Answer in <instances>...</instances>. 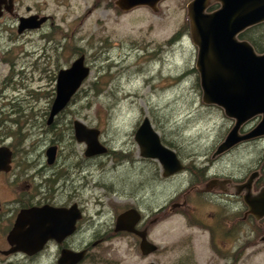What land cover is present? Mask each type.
I'll list each match as a JSON object with an SVG mask.
<instances>
[{
	"label": "rangeland",
	"instance_id": "obj_1",
	"mask_svg": "<svg viewBox=\"0 0 264 264\" xmlns=\"http://www.w3.org/2000/svg\"><path fill=\"white\" fill-rule=\"evenodd\" d=\"M26 1L43 13L54 16L53 25L61 41L60 54L55 64L47 66L52 69L68 67L78 56L72 49L79 46L86 54L91 74L75 102L55 119L58 127L52 130L48 125V112L55 98L56 80L48 76L52 74L49 71H35L31 61L36 56L31 52L36 44L44 49L45 40L38 41L37 34L31 33L34 41L28 43L26 49L29 59L25 64L26 75L23 78L17 76L19 81H13L8 87L7 102H12V107L7 113H0L1 123L9 124L6 130L2 129L0 145H13L14 142L20 146L17 150L14 148L17 153H43L51 144H58L61 153L69 157V163L74 160L77 163L81 161L83 148L87 145L76 140L71 124L80 120L89 127L98 128L102 142H107L110 149L133 154L134 161L121 163L119 154L93 161L88 171L91 197L88 194L85 197L89 203L86 209L90 223L88 233L112 228L116 215L133 207L139 208L146 216L159 212L156 215L159 221L150 230L151 240L159 251L143 260L118 239L109 250H113L118 259L121 254L123 264H137L138 261V264L151 261L155 264H181L188 246L192 247L194 243L200 264L217 262L205 229L188 227L180 210L172 209L173 204L182 203V195L190 190V174L164 178L163 166L157 159L150 162L139 159L140 147L135 140L138 126L145 117H149L163 143L190 165L195 163L201 171L234 125L221 107L203 100L200 72L197 70L199 48L190 32L192 0H162L154 8L139 5L130 10L116 7V0ZM216 5L220 6L219 0L208 1L209 8ZM51 24L52 20L46 31L52 27ZM23 50L18 41L13 42L7 55L18 61ZM41 62L43 60L40 61L42 67ZM8 70L7 65L0 66L1 72L9 74ZM96 81L99 82L95 84ZM257 118L251 119L253 125L259 121ZM11 129L19 130L20 135L13 138L4 135ZM258 169L262 170L263 176L255 184L254 195L259 185L264 187V138L218 157L212 162L210 174L217 176L212 178L235 179L226 188V194H241L243 199L248 190L241 192L240 187L247 182L252 171ZM28 177L29 184L35 187L34 178ZM80 184L82 186L83 181ZM73 190L78 188L73 186L69 191ZM216 193L220 195V192ZM12 196L13 193L0 180V199L5 201ZM230 199L237 200L234 197ZM100 201L104 204L103 209L95 205ZM198 205L202 209L203 222L207 223L206 212L211 213L213 209H209L206 203ZM162 207H165L163 211H157ZM240 208L235 206L233 210L237 212ZM250 221L237 226V231L262 235L264 229L260 230L255 220ZM213 228L216 229L215 226ZM189 239L193 242L186 245L185 241ZM116 242L121 246L117 247ZM259 244L263 247L252 246L241 264H264V243Z\"/></svg>",
	"mask_w": 264,
	"mask_h": 264
},
{
	"label": "flooded vegetation",
	"instance_id": "obj_2",
	"mask_svg": "<svg viewBox=\"0 0 264 264\" xmlns=\"http://www.w3.org/2000/svg\"><path fill=\"white\" fill-rule=\"evenodd\" d=\"M119 1L120 0L115 1V6L122 10L123 7L120 5ZM211 11L214 10H210V12ZM34 15L38 16V19L43 16H47L48 18L37 27H24L20 29L23 19ZM51 20L52 27L49 31H46V28L48 27V24H50ZM53 20L54 16L43 13L41 9L28 4L26 0H0V66L4 64L9 67V74H7V72L3 73L0 71V113H7V111H10L12 107V102H7V99H9V95L7 94L8 87L12 85L13 81H19L17 80V76L23 78L26 75L25 73L27 72V69L25 64L26 60H29L26 49L28 47V43L32 44L34 41V36L30 35L31 33L37 34L36 39L38 41L39 39L45 40L44 49L42 47L40 48L37 46L38 44H36V48H34L31 52L32 55L36 56L34 58L35 61H31L32 65L35 67V71L43 69V72L49 71V73L52 74H49L48 76L55 79L57 82L58 73L62 68L58 69V67H56V69H52L47 66L53 63L55 64L59 59L60 54L59 44L61 41H59V37L57 36L58 30L54 27ZM13 34L15 37H13ZM17 41L19 42V47L24 49L19 55L18 59L20 60L18 61L13 60L7 55L10 53V45L13 42L16 43ZM51 49L54 50V53L51 52ZM82 54L84 53L79 54L76 58ZM84 55L86 64L88 65L86 54ZM42 60L43 63L41 62V67L40 61ZM70 66L71 65L68 67ZM51 70L52 72H50ZM8 81L10 82L8 83ZM80 89H82V87ZM68 106L55 116L52 123H48L52 130H56L58 127L55 124V119L64 113ZM51 108L48 115L50 114ZM231 119L235 123V120L233 118ZM258 119L259 121L254 125L253 120L251 119L242 124L239 128V134L245 135L249 133L260 122V115L257 120ZM74 122L75 120L71 124V129L75 136ZM7 126L9 127L8 122L2 124L0 121V130H6V128H8ZM10 136L11 134H8L7 137L10 138ZM263 138L264 135L245 139L235 144L226 152L217 155L214 153L212 159L207 160L208 164L206 166H202L203 169H201V171H203L204 174L200 173V170H198L195 163L190 165L183 158H180L182 164L184 165V169L178 174H190V177L192 178V186L187 193L182 195V203L173 204L172 209L180 210V214L183 215L188 222V227H191L192 229L197 227L205 229L207 232L206 235L209 237L212 252L217 258V262L214 264H241L243 258L252 246L263 247L259 244V242L264 243V233L262 235L255 234L256 236H253V234H250L249 232H239L236 229L237 226L245 225L247 221H250V219L255 220L257 222L256 224H259L258 226H260V230L264 229V217L258 216L257 211L250 207L246 202L248 194H251L254 197L259 195L264 189L263 186L260 187L259 185L256 195L253 194L256 182L262 180V170L258 169L254 172L252 171V174L248 177V180H246L247 182L241 185V192L248 190V193L246 192L243 199L241 194H235L234 196L226 194V188H229L235 179L212 178V176H217L210 174L212 162L217 160L218 157L226 155V153L233 151L235 148L244 145L246 146ZM79 143L84 144V142ZM102 143L108 148L106 153L88 156L86 154L87 147L83 148L84 151L82 158L80 159L81 161L77 163L75 160L69 163V157L67 154L61 153L58 144H51L43 153H17L11 146L12 144H2L10 147L13 151V155L11 159V170L9 172H0V180H2V185L6 187L9 192L11 191L13 193V196L5 201L0 199V264H123L122 255L119 254L118 259L117 256L114 255L113 250H109L110 248H113L114 242L118 239V242H123L124 244L130 246V251L134 252L135 256H140L143 260L148 259L159 251L158 247L156 252L144 255L141 249L142 238L139 235L125 231H117L118 217L127 210L136 209L142 215L136 229L138 231H146L148 241L154 243L151 240L150 230L152 226L159 221V218L156 216L159 212H154L152 216H146L139 208L133 207L116 215L114 219L115 223L113 224L114 227L112 225V228L109 227L102 232L96 231L94 233H88L90 231V223L86 209L89 208V203L86 201L85 197L86 194L91 197V187L88 183V171H90L89 169L90 166L93 165V161L103 156L115 157L118 154L119 156H122L120 158L121 163H124L123 161H134V158L132 157L133 154L131 155V153H125L124 150L110 149L107 142L104 141ZM54 145L57 146V152L55 153L54 159L50 161L47 150ZM139 149L138 157L140 160L149 162L154 160L153 158L142 156L141 148ZM71 156L73 157V155ZM97 164H99V162ZM86 172L87 175L85 174ZM254 173H257V176L251 182V188L248 189L245 186L250 181ZM178 174L167 178L175 177ZM195 174H198V176H194ZM28 176L34 178L33 182H35V187L29 184ZM206 179L207 181L204 183ZM82 181L83 185L81 186L80 183H82ZM22 183H25L26 186L22 187ZM77 184L78 187L76 186ZM73 186L78 188V190L69 191ZM217 189H221V191H216ZM216 192H220V195H217ZM225 194L226 197H224ZM230 197H234L237 200H231ZM218 200H222L221 203L218 202ZM197 203H206L209 209H213L211 213L206 212V214H208L206 217L207 223L203 222L200 212L202 209ZM191 204L195 205V207L191 206ZM95 205H100L102 209L104 208L102 201L96 203ZM235 206L241 208L237 212H234L233 208ZM45 207L56 210L60 209L70 212L73 211L74 216L77 217L74 222V232L70 234L62 233L49 237L37 252H11L14 248H16V246H12L10 244L9 236L15 227L19 214L23 210H31L34 208L41 209ZM163 208L165 207H162L157 211H163ZM218 211L219 214L217 213ZM220 218L222 220H220ZM227 225L231 227H228ZM214 226L216 229L213 228ZM219 226L223 227L222 230L218 229ZM68 227L69 226H67L63 232H66ZM193 235L194 234L192 233V236ZM118 242H116V246L120 247L121 245L118 244ZM188 242L191 244L193 240L189 239L185 241V244L187 245ZM195 246V243L192 247L190 245L188 246L186 251L187 254L181 261V264H200V261L197 259L199 257ZM106 247L108 249H105ZM133 247H135V250ZM182 251L184 252V250ZM138 263H140V261H138L137 264ZM146 264H155V262L151 261Z\"/></svg>",
	"mask_w": 264,
	"mask_h": 264
},
{
	"label": "water",
	"instance_id": "obj_3",
	"mask_svg": "<svg viewBox=\"0 0 264 264\" xmlns=\"http://www.w3.org/2000/svg\"><path fill=\"white\" fill-rule=\"evenodd\" d=\"M162 0H120L124 10L139 5L154 8ZM209 0H192L190 4L191 32L199 48L197 68L200 72L203 100L207 104L221 107L226 116L235 120L234 126L221 142L215 155L221 154L238 142L264 135V53H258L247 40L239 39V34L247 28L264 22V0H219L220 7L207 11ZM47 16L34 15L23 19L20 29L37 27L47 20ZM91 68L86 64L85 55L77 57L70 67L62 68L57 77L56 93L49 114L48 123L62 112L75 94L89 78ZM260 122L247 134L240 135L242 124L255 116ZM75 136L87 145L88 156L104 154L108 148L100 141L101 131L87 126L80 120L74 122ZM135 140L141 148V155L157 159L163 166L165 178L180 173L184 169L179 155L165 145L161 135L149 117H145L135 133ZM57 146H51L47 153L54 159ZM13 151L8 146H0V172L11 170ZM254 173L245 187L251 188ZM247 204L264 217V189L257 196L248 194ZM73 211L53 208L23 210L10 233L9 242L16 246L11 252H37L49 237L62 233H73L76 221ZM142 218L136 209L122 213L117 219V231L137 234L142 238L144 255L158 250V246L147 239L146 231H138L136 226ZM66 232L63 230L67 227ZM9 252V253H11Z\"/></svg>",
	"mask_w": 264,
	"mask_h": 264
},
{
	"label": "trees",
	"instance_id": "obj_4",
	"mask_svg": "<svg viewBox=\"0 0 264 264\" xmlns=\"http://www.w3.org/2000/svg\"><path fill=\"white\" fill-rule=\"evenodd\" d=\"M219 6L216 5V7L214 6H211L209 9L210 10H213V9H216L218 8ZM188 29H190L188 27ZM239 39H242V40H247L249 41L255 48V50L258 52V53H264V22H261L259 24H256L254 26H251L249 28H247L246 30H244L242 33L239 34ZM72 51L74 52V54H80L83 52V50H81V48L79 46H74V48L72 49ZM198 70V69H197ZM198 72V71H197ZM99 82V81H98ZM97 81L94 82L95 84L98 83ZM83 89V88H82ZM80 89L76 94L75 96L73 97L71 103L75 102V99L77 98V95L78 93L82 90ZM22 111H20L21 113ZM13 129L9 130L8 132L4 133V135H7V134H12V138L13 137H17L19 133V130H16V131H12ZM2 130H0V139H2ZM2 134V136H1ZM10 136V137H11ZM170 144V143H169ZM172 145V144H170ZM13 148H15V150L18 149V147H20L19 145L17 146L15 143H13ZM193 169V168H191ZM201 174H204L203 171H200Z\"/></svg>",
	"mask_w": 264,
	"mask_h": 264
}]
</instances>
